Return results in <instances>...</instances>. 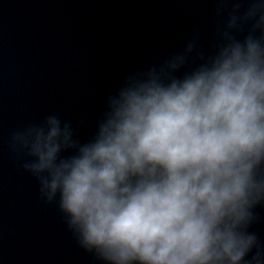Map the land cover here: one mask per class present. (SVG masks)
<instances>
[{"label": "clouds", "instance_id": "1", "mask_svg": "<svg viewBox=\"0 0 264 264\" xmlns=\"http://www.w3.org/2000/svg\"><path fill=\"white\" fill-rule=\"evenodd\" d=\"M215 15L208 48L196 33L124 75L87 138L53 112L8 139L98 264H264V0Z\"/></svg>", "mask_w": 264, "mask_h": 264}, {"label": "water", "instance_id": "2", "mask_svg": "<svg viewBox=\"0 0 264 264\" xmlns=\"http://www.w3.org/2000/svg\"><path fill=\"white\" fill-rule=\"evenodd\" d=\"M231 4H229V8ZM216 0H0V264H98L9 151L12 132L50 113L94 131L128 72L214 39ZM252 225L264 242V208Z\"/></svg>", "mask_w": 264, "mask_h": 264}]
</instances>
